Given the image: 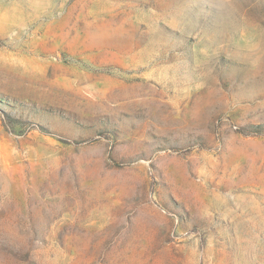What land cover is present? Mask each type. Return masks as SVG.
Instances as JSON below:
<instances>
[{
    "label": "rangeland",
    "instance_id": "1",
    "mask_svg": "<svg viewBox=\"0 0 264 264\" xmlns=\"http://www.w3.org/2000/svg\"><path fill=\"white\" fill-rule=\"evenodd\" d=\"M0 264H264V0H0Z\"/></svg>",
    "mask_w": 264,
    "mask_h": 264
},
{
    "label": "trees",
    "instance_id": "2",
    "mask_svg": "<svg viewBox=\"0 0 264 264\" xmlns=\"http://www.w3.org/2000/svg\"><path fill=\"white\" fill-rule=\"evenodd\" d=\"M1 101V100H0ZM2 102V101H1Z\"/></svg>",
    "mask_w": 264,
    "mask_h": 264
}]
</instances>
